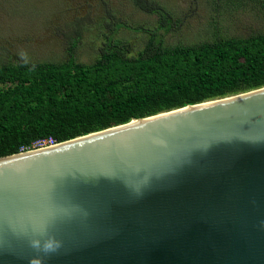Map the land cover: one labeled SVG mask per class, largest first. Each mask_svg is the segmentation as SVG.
Listing matches in <instances>:
<instances>
[{"label": "water", "instance_id": "water-1", "mask_svg": "<svg viewBox=\"0 0 264 264\" xmlns=\"http://www.w3.org/2000/svg\"><path fill=\"white\" fill-rule=\"evenodd\" d=\"M34 258L264 264V87L0 157V264Z\"/></svg>", "mask_w": 264, "mask_h": 264}, {"label": "trees", "instance_id": "trees-1", "mask_svg": "<svg viewBox=\"0 0 264 264\" xmlns=\"http://www.w3.org/2000/svg\"><path fill=\"white\" fill-rule=\"evenodd\" d=\"M134 1L158 18L154 30L138 31L148 35L140 50L131 40L108 38L92 64L72 56L0 66V157L39 139L62 143L264 87V33L170 45L164 39L168 10L159 1Z\"/></svg>", "mask_w": 264, "mask_h": 264}, {"label": "rangeland", "instance_id": "rangeland-1", "mask_svg": "<svg viewBox=\"0 0 264 264\" xmlns=\"http://www.w3.org/2000/svg\"><path fill=\"white\" fill-rule=\"evenodd\" d=\"M168 10L167 44H193L218 36L248 38L264 33V7L258 0H151ZM157 16L136 7L134 0H0V66L61 63L74 56L94 63L108 38L131 40L142 49ZM167 22V24H169ZM124 24L127 29L120 28ZM167 26V25H165Z\"/></svg>", "mask_w": 264, "mask_h": 264}, {"label": "clouds", "instance_id": "clouds-1", "mask_svg": "<svg viewBox=\"0 0 264 264\" xmlns=\"http://www.w3.org/2000/svg\"><path fill=\"white\" fill-rule=\"evenodd\" d=\"M18 55L24 65H28L32 62L31 58L29 57L26 51L22 50L18 53ZM32 245L37 250H42L43 252L47 254V253L56 251L60 247V242L57 240L47 239L43 241L42 243L41 240H36V241H33ZM31 264H39V258H34L31 261Z\"/></svg>", "mask_w": 264, "mask_h": 264}, {"label": "built area", "instance_id": "built-area-1", "mask_svg": "<svg viewBox=\"0 0 264 264\" xmlns=\"http://www.w3.org/2000/svg\"><path fill=\"white\" fill-rule=\"evenodd\" d=\"M56 144H59V143L52 136L51 137H48V138L39 139L36 142H34L31 145V147L22 148L21 153L28 152V151H32V150L43 149V148L50 147V146H53V145H56Z\"/></svg>", "mask_w": 264, "mask_h": 264}]
</instances>
